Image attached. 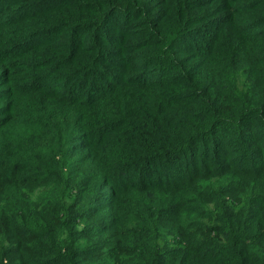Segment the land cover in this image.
Returning <instances> with one entry per match:
<instances>
[{"label":"trees","instance_id":"trees-1","mask_svg":"<svg viewBox=\"0 0 264 264\" xmlns=\"http://www.w3.org/2000/svg\"><path fill=\"white\" fill-rule=\"evenodd\" d=\"M0 264H264V0H0Z\"/></svg>","mask_w":264,"mask_h":264},{"label":"rangeland","instance_id":"rangeland-1","mask_svg":"<svg viewBox=\"0 0 264 264\" xmlns=\"http://www.w3.org/2000/svg\"><path fill=\"white\" fill-rule=\"evenodd\" d=\"M121 17H123V14H115L114 15V19L123 20V18H121ZM159 173L161 174V172H159Z\"/></svg>","mask_w":264,"mask_h":264}]
</instances>
